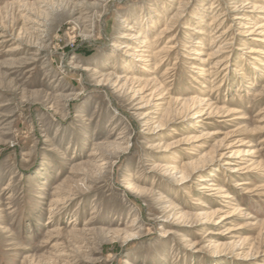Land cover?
Instances as JSON below:
<instances>
[{
    "label": "rangeland",
    "instance_id": "rangeland-1",
    "mask_svg": "<svg viewBox=\"0 0 264 264\" xmlns=\"http://www.w3.org/2000/svg\"><path fill=\"white\" fill-rule=\"evenodd\" d=\"M261 25L264 0H0V264H264Z\"/></svg>",
    "mask_w": 264,
    "mask_h": 264
},
{
    "label": "bare ground",
    "instance_id": "bare-ground-1",
    "mask_svg": "<svg viewBox=\"0 0 264 264\" xmlns=\"http://www.w3.org/2000/svg\"><path fill=\"white\" fill-rule=\"evenodd\" d=\"M251 13H253V11H251ZM238 19H239V18H238ZM244 19H245V18H244ZM263 29H264L263 25H261V26H257V27H256V31L259 32V33H261L262 35H264V31H263ZM130 39H131V40L135 39V38H134V35H132V36L130 37ZM253 41H256V42L261 43V44L264 43V39H263V38H260V37H259V38H254ZM141 44H142V45L137 46L138 49H136L135 52H140L139 49H143V48H145V46L147 45V41H146L145 39H142ZM142 53H144V52H141L140 54H142ZM250 54H251V55H257V54H259V51L257 50V48H252V49L250 50ZM152 55H155V53H153ZM137 57H142V56H137ZM136 61H141V60H140L139 58H137ZM198 113H199V112H196V113L194 114L193 119H197V114H198ZM251 153H253V152H251ZM236 159H237V158H236ZM229 165L231 166V165H233V164L230 163ZM232 172H233V173H238V172H240V169H239L238 167H235V168H233ZM242 185H244V184H241V186H242ZM199 189L203 191V190H207V187H206L205 185H202ZM213 191H214V190H213ZM221 192H223V191H221ZM227 199H230L229 196H227ZM221 220H223V219H221Z\"/></svg>",
    "mask_w": 264,
    "mask_h": 264
}]
</instances>
